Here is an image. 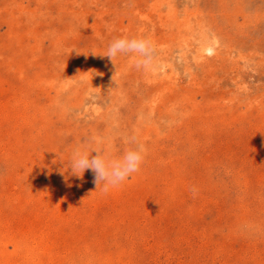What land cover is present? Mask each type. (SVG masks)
<instances>
[{
  "label": "rangeland",
  "instance_id": "rangeland-1",
  "mask_svg": "<svg viewBox=\"0 0 264 264\" xmlns=\"http://www.w3.org/2000/svg\"><path fill=\"white\" fill-rule=\"evenodd\" d=\"M131 137L120 186L71 175ZM0 264H264V0H0Z\"/></svg>",
  "mask_w": 264,
  "mask_h": 264
},
{
  "label": "clouds",
  "instance_id": "clouds-1",
  "mask_svg": "<svg viewBox=\"0 0 264 264\" xmlns=\"http://www.w3.org/2000/svg\"><path fill=\"white\" fill-rule=\"evenodd\" d=\"M101 55L108 57L115 65L118 57L128 55L133 58L137 68L147 69L155 60L156 45L145 36H114L108 43L106 51ZM127 142L132 146L117 157H113L99 148L74 149L67 162L68 168L71 169V175L82 178L85 171L91 169L94 173L96 189L103 185L102 191L107 193L120 186L140 170L146 154V149L135 137L128 138ZM94 151L97 153L95 156L92 155ZM60 160L63 161V159ZM67 179L68 177H65V180ZM192 191L195 194L196 189L193 188Z\"/></svg>",
  "mask_w": 264,
  "mask_h": 264
}]
</instances>
